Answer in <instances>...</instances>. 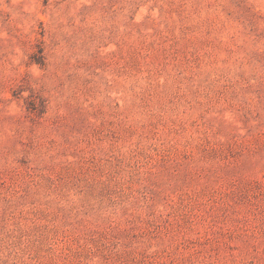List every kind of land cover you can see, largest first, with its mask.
<instances>
[{"label":"rangeland","instance_id":"rangeland-1","mask_svg":"<svg viewBox=\"0 0 264 264\" xmlns=\"http://www.w3.org/2000/svg\"><path fill=\"white\" fill-rule=\"evenodd\" d=\"M0 264H264V0H0Z\"/></svg>","mask_w":264,"mask_h":264}]
</instances>
